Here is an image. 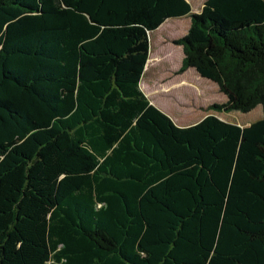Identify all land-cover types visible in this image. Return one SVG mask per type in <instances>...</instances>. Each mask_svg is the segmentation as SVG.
I'll return each instance as SVG.
<instances>
[{"label": "trees", "instance_id": "16d2710c", "mask_svg": "<svg viewBox=\"0 0 264 264\" xmlns=\"http://www.w3.org/2000/svg\"><path fill=\"white\" fill-rule=\"evenodd\" d=\"M178 17L176 73L259 119L149 103V33ZM0 264H264V0H0Z\"/></svg>", "mask_w": 264, "mask_h": 264}, {"label": "rangeland", "instance_id": "374dc122", "mask_svg": "<svg viewBox=\"0 0 264 264\" xmlns=\"http://www.w3.org/2000/svg\"><path fill=\"white\" fill-rule=\"evenodd\" d=\"M186 1L191 9L195 8L196 0ZM176 19H179L178 22L182 23L188 18L178 17ZM162 34L164 32L161 29H155L149 33L148 41H150V44L148 46L150 50L148 48V51L152 60L148 63V66L146 65L147 67L141 76L140 85L143 90L140 89L143 94L155 93L159 107L152 105L163 113L165 111L169 113L165 114L174 125L182 126L184 122H194L208 114H213L223 121L240 126L261 117L259 104L245 113L237 110L220 112L208 109V105L211 103L223 102L225 100L224 95L218 91L215 83L205 78L194 76L193 73L195 72L192 68H188L183 73H176L180 58L178 47L171 42L172 38L160 39L159 37ZM177 34H183L182 28ZM160 40H162V43H159ZM162 86H167V92L159 94L157 92L158 88Z\"/></svg>", "mask_w": 264, "mask_h": 264}, {"label": "crops", "instance_id": "0c3cea01", "mask_svg": "<svg viewBox=\"0 0 264 264\" xmlns=\"http://www.w3.org/2000/svg\"><path fill=\"white\" fill-rule=\"evenodd\" d=\"M203 1L204 0H196V6H195V8L194 9H191L190 8V12H192V13H194V12H198L199 10H200V8H201V5H202V3H203ZM189 4V3H188ZM190 6V5H189ZM188 18V17H187ZM178 20L179 19H176V18H174V19H172V18H168V19H165L156 29H161L163 32H164V34H162V36L161 37H159L160 39L162 38V40H163V38H172V39H175V38H178L180 35L179 34H177L178 33V31L179 30H181V28H182V31H183V34H184V32L186 31V29H187V27H188V25H189V18L186 20V21H184V22H182V23H179L178 22ZM162 40H160L159 41V43H162ZM177 47H178V50H179V53H180V58H179V62H178V66H179V64H180V59H181V48H180V46L179 45H176ZM148 48H149V46H148ZM148 59H149V56H148ZM148 59H147V61H148ZM147 63V62H146ZM145 67H146V65H145ZM145 69V68H144ZM188 69V68H187ZM186 69V70H187ZM185 71V70H184ZM183 71V72H184ZM182 72V73H183ZM195 72V71H194ZM194 74V76H198V74L195 72V73H193ZM200 77V76H199ZM140 87H141V85H140ZM142 89V88H141ZM143 90V89H142ZM167 86L166 87H164V86H162V87H159L158 88V93L160 94H164V93H166L167 91ZM169 91V90H168ZM156 92V93H157ZM145 94V93H144ZM149 95V96H148ZM145 94V96H146V98L148 99V101L151 103V104H154L155 106H157V107H159V105H158V101H157V99L155 98V93H153V92H151L150 94ZM149 97V98H148ZM165 113H167L166 111H165ZM167 114H169V113H167ZM171 114V113H170ZM172 116V114L170 115V117ZM172 118V117H171ZM202 118V117H201ZM198 121V120H197ZM194 122H196V121H194ZM194 122H184L183 124H182V126H185V125H188V124H191V123H194ZM247 125V124H246ZM243 126H245V125H243Z\"/></svg>", "mask_w": 264, "mask_h": 264}]
</instances>
